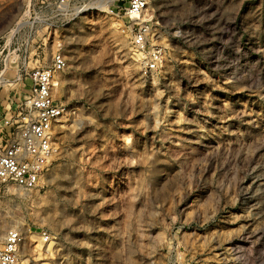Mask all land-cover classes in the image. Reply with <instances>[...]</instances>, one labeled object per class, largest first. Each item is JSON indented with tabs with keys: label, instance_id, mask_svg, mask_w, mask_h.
Wrapping results in <instances>:
<instances>
[{
	"label": "rangeland",
	"instance_id": "rangeland-1",
	"mask_svg": "<svg viewBox=\"0 0 264 264\" xmlns=\"http://www.w3.org/2000/svg\"><path fill=\"white\" fill-rule=\"evenodd\" d=\"M75 2L93 9L31 48L34 68L61 45L65 111L38 186L0 183V247L18 225L16 264H264V0H151L148 74L126 0ZM19 63L0 113L29 91Z\"/></svg>",
	"mask_w": 264,
	"mask_h": 264
},
{
	"label": "built area",
	"instance_id": "built-area-1",
	"mask_svg": "<svg viewBox=\"0 0 264 264\" xmlns=\"http://www.w3.org/2000/svg\"><path fill=\"white\" fill-rule=\"evenodd\" d=\"M150 1L126 0L124 6H120L129 18L127 29L134 53L143 55L140 63L144 74L157 68L162 61V50L150 47L154 41L153 23L146 16ZM17 3L20 5L17 19L0 22L2 26L7 22L6 28L0 31V60L4 59L0 74H4L7 65L18 58V74L29 76L31 82L25 99L0 113V183H13L29 190L38 186L55 153V129L65 109L54 96V84L56 76L67 67L61 45L53 44L50 60L30 68L28 58L33 54L32 45L46 46L56 29L92 7L91 2L72 3V0H0L3 9ZM106 6L110 10L109 5ZM103 10L107 8L103 7ZM35 56H38V50ZM43 236L47 241L46 234ZM23 242L22 228L13 225L0 247V264H16Z\"/></svg>",
	"mask_w": 264,
	"mask_h": 264
},
{
	"label": "bare ground",
	"instance_id": "bare-ground-1",
	"mask_svg": "<svg viewBox=\"0 0 264 264\" xmlns=\"http://www.w3.org/2000/svg\"><path fill=\"white\" fill-rule=\"evenodd\" d=\"M146 12H148V8H147ZM138 56H139V58H142L143 55H142V54H139ZM1 225H2V224H1ZM0 227H1V226H0ZM1 229H3V228H1ZM1 232H2V231H1ZM0 237H2V236H0ZM36 237H37V236H36ZM50 245L52 246V243H50Z\"/></svg>",
	"mask_w": 264,
	"mask_h": 264
},
{
	"label": "crops",
	"instance_id": "crops-1",
	"mask_svg": "<svg viewBox=\"0 0 264 264\" xmlns=\"http://www.w3.org/2000/svg\"><path fill=\"white\" fill-rule=\"evenodd\" d=\"M30 88V87H29ZM28 93V92H27Z\"/></svg>",
	"mask_w": 264,
	"mask_h": 264
}]
</instances>
